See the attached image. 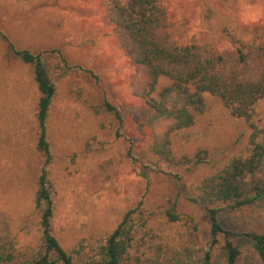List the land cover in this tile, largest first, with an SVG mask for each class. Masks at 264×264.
I'll use <instances>...</instances> for the list:
<instances>
[{"label":"rangeland","instance_id":"1","mask_svg":"<svg viewBox=\"0 0 264 264\" xmlns=\"http://www.w3.org/2000/svg\"><path fill=\"white\" fill-rule=\"evenodd\" d=\"M108 0H0V253H34L42 241L36 207L44 157L37 148L39 90L34 66L12 49L34 53L59 48L80 71L54 77L57 93L50 110L52 162L46 166L55 202L53 233L68 250L85 247V257L119 225L125 213L142 204L135 218L140 241L131 249L145 264L226 263V240L242 251L239 264H262L251 241L242 235L264 231V203L222 207L213 215L197 199L196 186L237 155H247L251 127L232 115L216 96L195 124L173 137L176 156L207 150L200 164L168 166L151 149L154 128L145 100L133 92L136 68L120 47L108 18ZM169 31L181 44L233 47L232 35L264 39V0H165ZM167 81H162L160 86ZM110 101L122 118L106 110ZM254 120L264 126V98ZM157 131L163 132L164 128ZM162 168L170 170L162 172ZM264 181V162L259 172ZM168 211L178 216L172 220ZM219 223L234 234H219ZM146 225L141 227L142 221ZM238 234V235H237Z\"/></svg>","mask_w":264,"mask_h":264},{"label":"trees","instance_id":"2","mask_svg":"<svg viewBox=\"0 0 264 264\" xmlns=\"http://www.w3.org/2000/svg\"><path fill=\"white\" fill-rule=\"evenodd\" d=\"M107 9L119 45L136 68L132 77L133 92L145 100L150 111L154 128L151 151L168 166L204 162L208 156L205 149L194 155L176 156L173 137L195 124L205 110L207 94L216 96L232 115L248 121L252 130L250 148L247 155L233 156L225 166L205 176L195 188L197 199L204 202L213 215L222 209L219 205L245 208L264 203V181L259 177L264 162V126L260 127L254 120L255 107L264 98V39L246 41L232 35L233 47L224 50L210 43L181 44L169 31L170 16L165 0H108ZM10 45L25 63L34 66L40 94L37 148L45 164L37 181L35 202L41 214L42 241L31 254L0 253V264H77L76 257L82 255L85 245L68 251L53 233L56 210L46 168L53 158L48 123L57 93L54 77L88 69L70 64L59 48L34 53L19 49L13 43ZM162 81L167 83L161 87ZM105 107L122 118L110 101L105 102ZM160 128L164 131H157ZM169 171L162 168V172ZM144 212L142 204L128 210L119 225L95 247L94 254L85 257L84 263L145 264L141 256L131 255L135 242L140 246V241L143 244L147 241V232L136 241L140 229L134 220ZM167 213L172 220L178 219L171 211ZM145 225L146 220H143L141 227ZM221 233L234 234L216 218L212 226L213 242ZM242 235L251 241L264 264V231L252 230ZM225 250V264H239L242 253L239 245L228 238ZM203 260V264H212L210 251Z\"/></svg>","mask_w":264,"mask_h":264}]
</instances>
